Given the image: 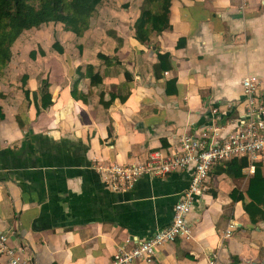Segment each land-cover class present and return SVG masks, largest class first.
I'll use <instances>...</instances> for the list:
<instances>
[{
	"label": "crops",
	"instance_id": "1",
	"mask_svg": "<svg viewBox=\"0 0 264 264\" xmlns=\"http://www.w3.org/2000/svg\"><path fill=\"white\" fill-rule=\"evenodd\" d=\"M117 1L103 0L82 36L61 22L41 25L54 26L53 32L36 36L45 42H37L29 60L43 59L45 66L20 69V81L28 75L25 87L19 79L15 86L7 81L24 60L20 38L0 74V151H20L7 166L0 157V230L10 246L28 247L37 264H110L127 238H147L168 225L191 170L144 174L128 186L109 178V170L142 163L196 127L232 130L246 111L247 76L258 77L264 94V0H171V27L148 30L143 41L134 25L144 0H127L141 3L138 12L134 4L122 6L125 0L111 10ZM104 13L100 31L97 16ZM160 53H170L169 69L159 67ZM88 65L102 83L85 76ZM44 81L52 104L39 113ZM113 95L105 106L101 98ZM258 162L264 187V156ZM219 166L195 196L190 236L160 246L153 262L137 264H264V219L258 215L255 222L245 210L253 173L244 169L245 177L233 178L218 173ZM254 202L264 212V195ZM0 264H8L5 256Z\"/></svg>",
	"mask_w": 264,
	"mask_h": 264
},
{
	"label": "built area",
	"instance_id": "2",
	"mask_svg": "<svg viewBox=\"0 0 264 264\" xmlns=\"http://www.w3.org/2000/svg\"><path fill=\"white\" fill-rule=\"evenodd\" d=\"M242 85L247 99L246 111L226 134L218 132L215 124L196 127L193 132L172 143L166 151L152 152L142 163L131 166L116 164L109 170V178L126 186L144 174L163 177L175 172L192 171L189 187L175 203L171 222L156 228L147 238H127L113 254L110 264L151 263L156 259L160 246L176 242L179 238H188L191 232L188 215L193 209L195 196L208 188L211 171L216 165L243 157L250 162L249 171H255L254 164L264 156V94L259 91L257 76L245 77ZM213 112L217 113L219 109L213 108ZM233 229L231 225L227 236ZM8 241L7 232L0 230V256H5L8 264H37L28 247L10 246Z\"/></svg>",
	"mask_w": 264,
	"mask_h": 264
},
{
	"label": "trees",
	"instance_id": "3",
	"mask_svg": "<svg viewBox=\"0 0 264 264\" xmlns=\"http://www.w3.org/2000/svg\"><path fill=\"white\" fill-rule=\"evenodd\" d=\"M103 0H0V74L5 72V69L9 65L12 59V46L17 38L25 30L32 29L34 27H40L43 24L51 21L61 22L64 24V28L67 31H72L78 36H82L91 25V19L95 16L98 6ZM170 6L171 0H144V5L141 9L140 16L135 22L134 29L136 37L143 41L145 40L148 30H154L161 32L171 27L170 24ZM55 48L60 53H63V48L59 46V42H55ZM42 55L44 51H40ZM37 53L35 51L30 52L31 58H35ZM101 58L107 60L105 55L100 54ZM160 64L162 69H169L171 67L170 53L159 54ZM82 68H78V73L83 76ZM85 76L92 79L93 84L102 83V76L95 72L92 65H88L86 68ZM28 75L24 74L21 78L22 85L25 87L27 84ZM43 95L41 96V104H37L38 112L46 109L52 104V96L48 90V83L46 81L42 84ZM29 91L25 90L26 96ZM73 97H78L76 88L72 89ZM35 96H37L35 94ZM116 96H112L111 100L104 101L101 98L102 103L105 106H109ZM125 98H123L124 100ZM0 118H5L3 108L0 105ZM21 126L23 123L19 121ZM23 149V148H22ZM21 149V150H22ZM20 154L10 148L0 151V157H5L10 165V159ZM250 162L247 158H234L230 161L224 162L222 166H219L218 173H227L233 178H243L246 176L244 169L249 166ZM24 166V163L19 164ZM255 171L253 177L249 180V187L247 189V195L252 201L245 203V210L251 216L253 221L258 220L259 217L264 219L263 210L256 205L254 200L258 201L259 197L264 195V187L259 182L257 177L260 178L261 164L256 162ZM104 185V184H103ZM238 190H235V192ZM234 193V191H233ZM232 193V194H233ZM237 199H245L242 194ZM257 197V198H255ZM255 198V199H254Z\"/></svg>",
	"mask_w": 264,
	"mask_h": 264
},
{
	"label": "rangeland",
	"instance_id": "4",
	"mask_svg": "<svg viewBox=\"0 0 264 264\" xmlns=\"http://www.w3.org/2000/svg\"><path fill=\"white\" fill-rule=\"evenodd\" d=\"M114 2V0H113ZM118 2V4H117ZM113 4V7L111 8V10L115 7V5H117L118 8H121V4L120 2L121 1H117ZM126 4H131V6L134 4L135 5V10L138 12V9L140 10V6H141V3L138 1L137 3H130V2H127V0H125L124 2L122 1V6L126 5ZM127 8V7H125ZM107 17V13H104L102 14V17H101V20H100V16H97V22H99L97 24V27L101 30H104L105 27H104V23H105V19ZM138 19V17H137ZM136 19V20H137ZM109 24V22H107V25ZM61 25H58V28L56 30H58L60 28ZM53 29H54V26L50 27V28H39V27H34L32 28V30H26L27 32H24L22 35H20L18 38H20V40H23L22 41V44L19 45L18 49H17V53H19L20 55V58H24L23 61H19L16 63L17 66H15V69L13 67V73H12V77L7 79V81H10L13 80L14 82L13 83H10L11 86H15V81H17L16 79H19L20 81V77L17 75L18 73L20 74V69H28V68H42L45 66V60L41 59L39 60L38 62L36 63H33L31 62L29 59V51L32 49V48H35V46L38 44L37 42H39L40 40L44 41V39L42 38H38L36 36H40V37H48L52 34L53 32ZM96 28V30H99ZM75 46H76V43L74 44H70V45H67V48H68V51L69 53H71L72 51L75 50ZM21 82V81H20ZM8 83V82H6ZM20 85V83L18 84Z\"/></svg>",
	"mask_w": 264,
	"mask_h": 264
},
{
	"label": "clouds",
	"instance_id": "5",
	"mask_svg": "<svg viewBox=\"0 0 264 264\" xmlns=\"http://www.w3.org/2000/svg\"><path fill=\"white\" fill-rule=\"evenodd\" d=\"M246 169H248V172H249V173H254V172H250V171H249V166H248ZM246 169H245V171H246ZM245 174H246V172H245Z\"/></svg>",
	"mask_w": 264,
	"mask_h": 264
}]
</instances>
